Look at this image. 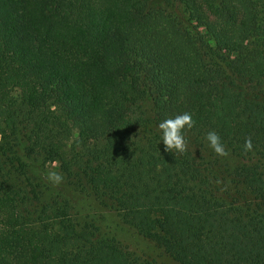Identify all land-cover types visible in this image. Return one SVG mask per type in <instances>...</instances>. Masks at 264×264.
<instances>
[{"label":"trees","instance_id":"16d2710c","mask_svg":"<svg viewBox=\"0 0 264 264\" xmlns=\"http://www.w3.org/2000/svg\"><path fill=\"white\" fill-rule=\"evenodd\" d=\"M0 264H264V0H0Z\"/></svg>","mask_w":264,"mask_h":264},{"label":"clouds","instance_id":"9594fccd","mask_svg":"<svg viewBox=\"0 0 264 264\" xmlns=\"http://www.w3.org/2000/svg\"><path fill=\"white\" fill-rule=\"evenodd\" d=\"M194 123L195 122L192 120L189 113L177 115L175 118L166 119L160 122L157 125V131L160 134L164 150L166 152L184 153L187 150L184 132L190 130ZM206 139L210 149H212L217 155L226 156L228 154L216 132H209ZM244 147L246 150H251V141H246ZM48 179L59 184L63 178L57 173H50Z\"/></svg>","mask_w":264,"mask_h":264},{"label":"rangeland","instance_id":"374dc122","mask_svg":"<svg viewBox=\"0 0 264 264\" xmlns=\"http://www.w3.org/2000/svg\"><path fill=\"white\" fill-rule=\"evenodd\" d=\"M259 1V3H261L262 0H257ZM235 2H239V0H235ZM101 141V138H98L97 142ZM208 145V144H207ZM209 146V145H208ZM82 209L86 212L85 216H91V215H100V219L103 222V224L105 225V229H108L109 231H119V229L116 228L114 222H112L111 220H109L108 216L105 215V209L104 208H100L97 203H95L93 200L91 199H85V202L83 204ZM73 215L74 218L77 221H80V219L82 218L81 214L77 211H73ZM120 232V231H119ZM122 235H127L129 237V241L128 243L130 244V249L139 252L140 254H143L145 256H148V254L152 253V248L150 245H148L145 241H142L141 239H139L138 237H134L133 235H131V231L130 230H126L122 231ZM124 237V236H123ZM165 263V262H163Z\"/></svg>","mask_w":264,"mask_h":264}]
</instances>
